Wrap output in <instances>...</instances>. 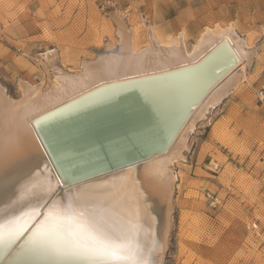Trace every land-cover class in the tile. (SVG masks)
Instances as JSON below:
<instances>
[{
	"label": "bare ground",
	"instance_id": "6f19581e",
	"mask_svg": "<svg viewBox=\"0 0 264 264\" xmlns=\"http://www.w3.org/2000/svg\"><path fill=\"white\" fill-rule=\"evenodd\" d=\"M115 22L118 45L78 71L47 86L21 79L16 99L0 82V264H108L42 229L50 212L69 211L85 242L103 235L140 264H164L171 166L197 122L241 91L259 47L233 29L190 50L153 38L138 47L126 20Z\"/></svg>",
	"mask_w": 264,
	"mask_h": 264
},
{
	"label": "rangeland",
	"instance_id": "374dc122",
	"mask_svg": "<svg viewBox=\"0 0 264 264\" xmlns=\"http://www.w3.org/2000/svg\"><path fill=\"white\" fill-rule=\"evenodd\" d=\"M115 18L138 47L153 38L190 50L228 29L259 47L241 91L197 122L185 159L171 166L164 264H264V0H0V82L16 99L21 79L47 86L58 71H78L118 45Z\"/></svg>",
	"mask_w": 264,
	"mask_h": 264
},
{
	"label": "snow or ice",
	"instance_id": "6c2138e0",
	"mask_svg": "<svg viewBox=\"0 0 264 264\" xmlns=\"http://www.w3.org/2000/svg\"><path fill=\"white\" fill-rule=\"evenodd\" d=\"M77 218L70 211L65 213L50 212L41 226L45 232L62 236L66 242L78 251L97 256L108 261V264H140L132 250L124 243L103 235L90 237V242L81 239L78 230L73 229ZM0 227V235H3Z\"/></svg>",
	"mask_w": 264,
	"mask_h": 264
}]
</instances>
